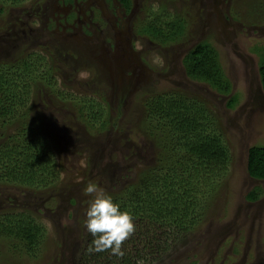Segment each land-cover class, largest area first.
Listing matches in <instances>:
<instances>
[{"label":"rangeland","instance_id":"obj_1","mask_svg":"<svg viewBox=\"0 0 264 264\" xmlns=\"http://www.w3.org/2000/svg\"><path fill=\"white\" fill-rule=\"evenodd\" d=\"M212 1L142 0L117 33L111 24L116 18H93L99 0L68 8L75 13L72 26L65 27L62 0L0 2V62H19L33 52L44 57L49 66L45 74L53 77L52 87L44 85L47 82L33 87L24 121L39 122V134L51 144L60 170L52 188L35 193L0 181V217L28 211L44 228L30 253L17 238L0 237V264H75L91 199L84 192L86 184L95 183L107 195L121 198L137 189V176L155 163L159 151L155 136L142 126V98L153 91L183 88L198 93L216 121L230 161L200 210V221L160 258H148V264H264V180L246 172L248 148L264 145V95L258 75L264 53V0H216V6ZM113 7L109 16L116 12ZM166 13L181 17L185 30L179 40L160 44L142 28ZM202 41L219 54L232 86L227 96L183 75L182 57ZM231 96L236 101L228 107ZM75 97L101 104L110 124L86 127ZM13 132L12 126L0 128V142L9 141ZM254 188L260 189L259 196L248 201Z\"/></svg>","mask_w":264,"mask_h":264},{"label":"trees","instance_id":"obj_2","mask_svg":"<svg viewBox=\"0 0 264 264\" xmlns=\"http://www.w3.org/2000/svg\"><path fill=\"white\" fill-rule=\"evenodd\" d=\"M17 1L22 0H0L3 4ZM184 30L183 19L167 13L154 16L142 28L160 44L179 40ZM181 65L186 80L206 85L222 96L230 94L231 82L211 44H194L182 57ZM46 67L44 57H36L33 52L19 62H0V128H14L10 140L0 142V181L34 193L52 188L60 171L51 144L39 134V122L24 121L33 87L41 82L52 87L53 77L45 74ZM258 75L264 94V53L260 55ZM198 97V93L183 88L153 91L142 98V126L147 134L155 136L157 159L139 173L134 185L139 184L137 189L122 198L111 196L120 210L133 216L135 231L122 242V257L108 250L89 252L92 236L86 232L75 264H136L137 259L148 264V258H160L200 221L199 213L210 191L228 169L230 153L216 121ZM73 101L86 127L103 129L110 124V119L103 118L106 112L102 105L93 98L75 97ZM235 101L231 96L227 106L232 107ZM246 172L254 180H264V145L248 148ZM259 191L252 189L246 199L255 201ZM36 219L28 211L8 213L0 217V237L17 238L30 253L44 236V228Z\"/></svg>","mask_w":264,"mask_h":264},{"label":"clouds","instance_id":"obj_3","mask_svg":"<svg viewBox=\"0 0 264 264\" xmlns=\"http://www.w3.org/2000/svg\"><path fill=\"white\" fill-rule=\"evenodd\" d=\"M84 192L91 196L84 212L83 226L92 236L89 252L110 251L116 257L124 256L121 248L123 241L135 231L134 218L120 210V205L114 203L97 184L89 182ZM136 264H145L143 259H137Z\"/></svg>","mask_w":264,"mask_h":264},{"label":"flooded vegetation","instance_id":"obj_4","mask_svg":"<svg viewBox=\"0 0 264 264\" xmlns=\"http://www.w3.org/2000/svg\"><path fill=\"white\" fill-rule=\"evenodd\" d=\"M62 1H63L62 2L63 3L62 9H64L63 12H65L64 21L62 23L64 27L65 26H72L70 23L72 22V20L74 18L73 13H75V12L74 11L69 12L68 8L82 7L81 4L89 5V0H62ZM141 1L142 0H99V8H98L99 10H96V13H95L94 10L91 7H89V8H87L88 9L87 12L91 13L92 15H93V13H95L94 17H93L94 19L97 18L98 15L102 16L104 21H109L112 17L116 18L115 20L111 21V24L113 27V31L115 33H117V31L119 30L121 25L124 24L128 19H130L131 16L133 17L132 13L136 12L137 10H139L141 8ZM57 3H58V1H57ZM112 4L116 8V12L114 14L110 13V16H109L107 11H108L109 7H113V6H111ZM212 4L214 6H216L217 1L213 0ZM77 18L80 19L79 16H77ZM227 18H229V17H227ZM97 20H98V18H97ZM84 21H86V20L84 19ZM227 21L228 20H225V22H227ZM126 23H128V21ZM83 24L86 25L85 22ZM117 26H118V29H117ZM74 28L75 27H72L71 29L73 30ZM253 28H254V30L257 29L256 26L251 27V29H253ZM72 30H70V31H72ZM183 75H184V73H183Z\"/></svg>","mask_w":264,"mask_h":264}]
</instances>
